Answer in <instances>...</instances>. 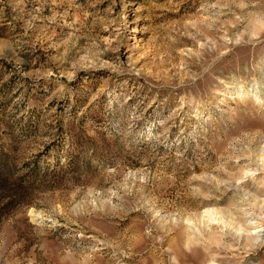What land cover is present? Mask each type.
<instances>
[{
	"label": "rangeland",
	"instance_id": "1",
	"mask_svg": "<svg viewBox=\"0 0 264 264\" xmlns=\"http://www.w3.org/2000/svg\"><path fill=\"white\" fill-rule=\"evenodd\" d=\"M0 177V264H264V0H0Z\"/></svg>",
	"mask_w": 264,
	"mask_h": 264
},
{
	"label": "trees",
	"instance_id": "2",
	"mask_svg": "<svg viewBox=\"0 0 264 264\" xmlns=\"http://www.w3.org/2000/svg\"><path fill=\"white\" fill-rule=\"evenodd\" d=\"M20 180V178L17 179V181ZM21 182L15 184L14 189H10L7 179L0 177V224L11 212L25 206L29 189H25Z\"/></svg>",
	"mask_w": 264,
	"mask_h": 264
}]
</instances>
